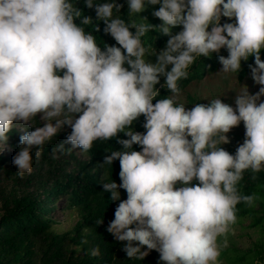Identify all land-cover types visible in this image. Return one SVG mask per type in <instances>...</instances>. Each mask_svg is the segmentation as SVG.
<instances>
[{"label":"clouds","instance_id":"9594fccd","mask_svg":"<svg viewBox=\"0 0 264 264\" xmlns=\"http://www.w3.org/2000/svg\"><path fill=\"white\" fill-rule=\"evenodd\" d=\"M84 4L119 46H99L84 27L98 25L76 0H0V144L14 126H24L12 160L23 177L66 126L71 131L54 152L66 144L88 152L97 140L117 138L122 149L110 151L101 166L119 159L121 182H103V192L119 201L107 231L127 257L157 250L165 264H219L218 240L236 223V206L256 200L241 195L238 184L246 171L264 170V0H127L129 15L159 4L153 15L161 24L126 22L114 15L123 7L116 0ZM222 17L234 22L221 24ZM153 30L169 37L158 52L144 41ZM222 48L228 55L218 57L219 72L238 73L254 57L248 67L259 91L237 92L235 108L220 98L191 109L177 103L179 81L196 58ZM161 77L171 95L153 103ZM142 115L144 133L132 128ZM37 116L43 126H33ZM241 121L245 139L233 155L221 145ZM121 132L129 138H119ZM136 144L142 151L133 150ZM100 254L99 246L89 249L92 257Z\"/></svg>","mask_w":264,"mask_h":264},{"label":"trees","instance_id":"16d2710c","mask_svg":"<svg viewBox=\"0 0 264 264\" xmlns=\"http://www.w3.org/2000/svg\"><path fill=\"white\" fill-rule=\"evenodd\" d=\"M96 2H106V0H96ZM116 2L123 7L114 15L120 16L126 22L162 23L153 15V11L160 7L159 4L148 5L141 13L129 15L127 0H116ZM76 4L83 10L84 15L92 17L94 25H98V30L92 25L84 27L86 31H92L102 49L106 45L119 46L111 35L104 32L105 24L96 19L94 8H87L84 0H76ZM79 22L77 19L76 23L79 24ZM226 22H234V20L222 17L221 24ZM130 30L135 31V29ZM181 30L182 25H178L172 29V32L175 34ZM168 39V36L153 30L146 35L144 41L146 46L155 47L159 51L166 46ZM220 55L227 56V49L222 48L219 53H214L210 57L196 58L188 69V78L179 81L181 92L176 97L177 103L185 104L188 109L194 107L195 103L207 104L196 98L190 87L213 74L221 65L218 59ZM261 59H264V50L261 52ZM249 64H254V57L242 61L240 72L226 74L233 76L234 79L237 78L236 84L242 85L251 75ZM125 67L128 65L125 64ZM60 74L63 75L62 72ZM156 87L158 89L159 84ZM169 95L171 94L168 90L162 86L153 103ZM144 123L145 118L142 115L133 122L132 128L144 133L146 132ZM32 124L35 127L43 126L38 117L34 118ZM25 130L34 129L29 127ZM69 133L60 132L47 142L39 158V167L23 177L19 176L17 170L13 168L11 156L0 152V198L3 199L5 208L0 218V264H165L160 260V253L157 250H151L144 259H129L123 251V243L116 241L107 231L109 222L114 219V212L119 201H112L111 193L103 192V182L112 180H115L117 184L121 182L120 163L117 159L112 166H101V164L110 151L122 149L118 139L95 141L91 150L88 151L89 159L82 160L77 157L75 150L71 149L69 144L65 145L63 152H54L56 146L63 143ZM22 134V131L13 127L7 134L6 141L19 151ZM119 138L128 139L129 137L121 132ZM133 150L142 151V148L136 144L133 145ZM226 150L234 155L237 148L229 147ZM56 153L57 158L54 157ZM33 159H36L35 156ZM69 162L74 164V171L66 168V163ZM6 178L11 179L14 185H23L22 192L18 194L15 188L10 189V192L6 194L4 187ZM197 183L195 179L191 182L193 186ZM180 186L177 185V187ZM238 189L241 195L255 194L256 200L252 206L244 203L236 206L237 221L230 229L236 226L254 229L259 233V237L248 248L229 242L228 246L224 247V243L218 242L221 248L219 261H224V264H264V170L258 173L246 171L238 184ZM120 192L121 200H123L127 193L124 189H120ZM59 208L62 211L67 208H78L80 211V221L76 224L75 233L71 236L67 233L55 234L52 230L57 223V219L52 215ZM100 218H103V224L98 225L96 220ZM246 220H249L248 226H244ZM85 239L86 244L83 243ZM38 240L42 243V254L38 256L39 259L35 250ZM69 241L75 242L83 250V254L75 255V250L70 249L67 244ZM97 246L100 248V256H90L89 249ZM143 250H147L146 247ZM68 252L71 255L68 256Z\"/></svg>","mask_w":264,"mask_h":264},{"label":"rangeland","instance_id":"374dc122","mask_svg":"<svg viewBox=\"0 0 264 264\" xmlns=\"http://www.w3.org/2000/svg\"><path fill=\"white\" fill-rule=\"evenodd\" d=\"M158 52V51H157ZM149 61L152 63L156 62V56H149ZM171 68V65H169V70ZM222 68V65H220L212 75H209L207 78H204L202 81L196 82L193 84L190 89L191 92L196 96V98L201 99L203 102L209 103L212 99L220 98L225 103L232 105L234 108L235 105V98L237 96V92H243L246 88H248V91L250 94H255L259 91L260 85L256 84L254 80L252 79L251 75L248 76L242 85H237L235 80H238L237 78L234 79L233 76H229V74L219 72ZM164 84V77H161V81L159 84L158 89H160ZM261 102L263 101V97H261ZM40 120V117L37 116ZM41 124L43 125L44 121H41ZM16 129L21 131V127H24L23 125H17L14 126ZM71 131L70 127H65L61 132L68 133ZM245 127L243 122L239 124V126L234 127L229 133H227L230 142L227 144H222L221 147L228 149L229 147L238 148L240 144L244 142L245 139ZM77 157L82 160H88L89 159V153L84 152L80 149H74ZM0 152L3 154H8L11 156L12 160L15 154L18 152V150L14 149L12 145L8 141L2 142L0 144ZM50 154V153H49ZM55 158H57V153L54 155ZM61 160V159H60ZM63 162V160H62ZM40 161L39 159H33L32 162V171H34L37 167H39ZM12 166L15 170L17 168L13 165ZM66 168L68 170L74 171V164L72 162L66 163ZM31 171V172H32ZM6 188V194L10 192V189H15L18 194H20L23 190V185H14L12 183V180L9 178H6V183L4 185ZM127 198V194L124 196V199ZM5 212V208L3 205V199L0 198V218ZM54 218L57 219V223L53 226L52 230L55 234H63L67 233L70 236L73 235L74 229L76 224L80 221L81 214L78 208H67L65 210H61L59 208L57 211H55L52 215ZM249 220H246L244 222V226H248ZM259 237V233L256 232L254 229H249L246 227H240L236 226L229 230L226 237H220L218 242L224 243V240L226 239L229 243H235L239 247L248 248L252 246L253 242L256 241ZM70 249L75 250L74 254H83V250L80 249V247L73 241L67 242ZM41 245L42 243H39V240L36 244L35 250L37 251V257L42 254L41 251ZM223 247V246H222ZM68 256L71 255L70 252L67 254ZM39 259V257H38ZM224 261H219V264H224Z\"/></svg>","mask_w":264,"mask_h":264}]
</instances>
